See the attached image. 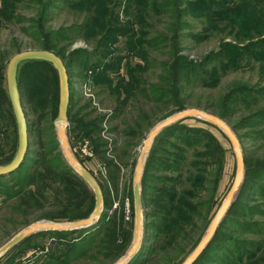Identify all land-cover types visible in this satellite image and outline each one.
<instances>
[{"label":"rangeland","instance_id":"1","mask_svg":"<svg viewBox=\"0 0 264 264\" xmlns=\"http://www.w3.org/2000/svg\"><path fill=\"white\" fill-rule=\"evenodd\" d=\"M48 1L0 0V59L4 57L0 69V162L13 159L18 146L6 86L7 62L17 51L37 49L33 47L42 39L41 33L55 32L52 43L69 65L68 148L98 184L101 213L105 212L109 223L81 243L76 240L77 232L57 238L60 242L46 234L18 241L0 256V264H52L44 254L61 256L68 246L63 240L76 242V251L86 252L70 264H114L133 243L135 166L144 140L158 122L188 108L223 117L238 138L244 170L264 163V137L253 140L250 135L264 131V41L258 43L264 40L259 36L264 30V12L249 0H221L222 5L212 0H55L46 11ZM185 4L187 12L178 14L176 8ZM55 73L54 95L39 93L32 101L20 97L32 153L21 163L25 166L16 181L10 184L12 177L0 179V246L37 223L45 227L79 220L66 216L80 217L86 206L78 192L74 195L77 203H67L66 188L52 178V185H47L50 192L46 191L49 197L44 199L39 194L33 199L24 195L8 198L4 192H16L22 176L32 169L33 173L39 171L38 176H46L48 170L57 173L52 164L57 152L70 165L55 122ZM257 114L260 119L254 118ZM197 119L184 118L181 123L187 128L170 127L143 158L139 186L140 194L145 191L146 204L141 212V242L125 264H181L231 187L236 167L231 143L218 127ZM198 126L204 132L197 130ZM151 156L144 183V168ZM107 162L117 168L108 169ZM171 182L179 183V195L187 192L186 199L195 204L196 213L190 216L191 224L181 227L170 240L169 232L157 231L159 220L144 212L153 209L157 190L173 189ZM248 184L246 180L209 250L211 254L196 264H249L248 255L256 253L253 244L261 241L257 254L263 248L264 192ZM26 186L24 193L32 188ZM246 205L252 209L247 210ZM145 221L151 226L144 227ZM245 222L253 224L241 226ZM257 226L262 234L255 233Z\"/></svg>","mask_w":264,"mask_h":264},{"label":"trees","instance_id":"2","mask_svg":"<svg viewBox=\"0 0 264 264\" xmlns=\"http://www.w3.org/2000/svg\"><path fill=\"white\" fill-rule=\"evenodd\" d=\"M54 1L55 0H49L46 3V11H47V9H49L51 7V4ZM212 1H215V3L218 2L220 5H222L221 0H212ZM249 1L254 2V4L258 7V10L264 12V0H249ZM190 3H194V1L190 2ZM187 7H189V6H187L186 4L183 7H177L176 12L178 14H180L181 12L183 14H185V12H187ZM47 16H48V13H46V18H47ZM38 29H42V26H40ZM55 34H56L55 32L54 33H48V32L41 33L42 39L40 40L39 44H36V46H34L33 48L51 50V51H54L55 54H57L59 57H61L60 53L57 51V49L55 48V46L52 43V41H53L52 38L53 39L56 38ZM259 36H264V30L261 32V34ZM263 41L264 40L260 39V41L258 43H261ZM3 58L0 59V69L2 68L1 64H2ZM64 65H65L66 70H67L69 65L66 63H64ZM17 72H18L17 85H18V91H19L20 97L23 95L26 97L27 100L32 101L33 100L32 97L39 94V93L48 94V92L50 91L51 95L55 94V92H56L55 90H57L56 73H55V69L53 68V66L49 62L42 61V60H27V61H24L21 68H19V70ZM174 76L177 77L176 72H175ZM21 104H22V101H21ZM222 114L224 116V111H222ZM255 116L256 117H254V118L258 117V119H260L258 114ZM221 118H223V117H221ZM197 120L202 121L203 123H205L207 125H210V126L212 125V126L217 128L216 125H214L208 121H204L201 119H197ZM182 121H183V119H181V120L171 124L170 126H167L164 129H162L159 132V134L155 137L154 141L158 142L160 139V136H163V134H165L169 130L170 127H173V126L174 127L175 126L181 127L182 126V128H187L185 124L181 123ZM68 122H69V118H68ZM76 122H79V120H76ZM252 125L255 126L254 124H252ZM196 129L201 131V132H204V130L199 126L196 127ZM187 130H191V129H187ZM253 133L254 134H250L253 137L252 138L253 140H256L257 138H255V137H257V136L264 137V135H263L264 131L263 130L259 131V132H253ZM29 136H30V133H28V129H27V141H28V143H27V150H26L24 161H26L28 155L30 153H32V151H30V148H29L30 147ZM87 136H88V134H87ZM55 149L57 151V148H55ZM155 151H157L156 148H154L152 150V153H154ZM151 158H152V156L149 158V160H148V162L144 168L145 174H143V177H142V180L144 183H147L146 177H147V174L149 173L148 170L151 167V164H150L151 160H152ZM11 160H12V158H7L4 161L0 162V164L5 163V162L9 163V161H11ZM24 163L21 164V166H19L16 170L10 172L7 175H0V179L1 178H7L8 179V178L12 177L13 179L9 182L10 184L12 183V181L13 182L16 181L18 179L16 177V175L21 171L23 166H25ZM52 164H53V168L57 171V173L48 170L46 172V176H48V179L46 178L45 175H39L38 176L39 171L33 173L32 172L33 169H32L31 172H26L22 176V178L19 181L18 186L15 188V190H17L16 192L12 193V192L4 191L5 195H7L8 198H13V197H18L19 195H24L28 199H33V197H39V195H41V197L44 199V197H49V193H47V192H50V191L47 189V185L48 186L52 185V181H50V179L52 178V179L60 182L61 184H63L64 189L66 188L65 190L67 192V199H66L67 203H69V204L77 203L78 196H74V195H77L76 194L77 192H78V194L82 195V198L86 203L84 211L82 212L80 217L69 218L68 216H66V218L72 220V219H76V218L82 219V218L87 217L92 212V210L94 208L93 204L95 202H94L93 192L88 187L87 183L81 178V176L77 172H75L73 170V168L64 161V159L62 158V156L59 152H57L55 154V159L52 161ZM104 164L106 165V167L108 169L117 168V166L115 164L110 163V162H107ZM257 165H259V166H255V167L251 166L250 168H246L244 170V173H245L244 174V180L242 181V183L238 189L236 198L233 200L228 211L223 216L221 222L219 223V225H218L214 235L210 239V241L207 243V245L202 250L200 255L191 264H196L197 262L201 263L202 259L204 257H206V255L211 254V252L209 250H210L211 246L214 245L215 238L217 237V234L220 231V229H222V226H224V222H225L226 218L229 216L230 211L237 204L236 201L239 198L238 197L239 193L242 190V188L244 187L246 180H248L249 186H251V184H252L253 187H257V189L261 193L264 192V163L262 161H260ZM254 179H256L257 181H255ZM163 181H165V180H161V182H163ZM170 181H174V180L171 179ZM144 183H143V186L146 185ZM163 183H166V182H163ZM26 184L29 185L28 187H32V188H29L28 191L26 193H24L23 191H25V189L27 188ZM170 184L172 185L173 189L157 190V198L154 201L153 209L150 210L149 212L145 211L144 213L145 214L149 213L148 215L151 219H155V218L158 219L161 226H159V225L156 226L157 231L163 232V233L169 232V234H166V235L171 240V239H173V237L175 236L176 233L181 232V227H183L184 225H187V224H191L189 219H190V216H192L196 213V206L194 204V206H195V208H194V206L187 201V199H186L188 197L187 192L183 191V193L181 195L178 194L177 185L179 183L176 185V183L171 182ZM77 185L79 187H77ZM253 187H251V188H253ZM0 189H3V188H0ZM144 194H145V191L141 193L142 205L146 204L145 203L146 198H145ZM55 195L58 197L57 194H55ZM57 197L54 199L58 202ZM189 197H194V196H189ZM60 206L63 207L62 202L60 203ZM246 207H247V210H249V211L252 209L248 205H246ZM108 221H109V219L106 218L105 212L104 213L102 212L100 214V219H98L95 223H93L92 225H90L86 228L67 230V231L47 230L44 232H39V233L37 232V233L30 234V235L26 236L25 238L20 240L19 243L27 241L31 237H34L35 235L39 236L41 234H43V235L46 234L50 237V239L60 242V240H57V238L67 237L68 235L73 234L75 232L80 234L78 236L79 239L76 238V240H78L79 243H81L82 241H84L85 239L88 238V235H94L95 231H98L99 229L106 227V225L109 223ZM240 224L243 227H248L249 226L248 224H253V223L252 222H249V223L245 222V224H243V225H242V223H240ZM143 226L144 227H150L151 223L145 221L143 223ZM255 231H257L255 233H258V234L263 233V232L259 231V226H257ZM59 239H61V238H59ZM63 241L67 242L68 246H66L65 250L61 253V256H57L55 254L53 255L51 253L50 254H48V253L44 254V256L49 259L50 263H52V264H62V263L70 264L71 261L75 260L77 257L81 258L84 255V253H86V252L81 251V250L76 251V244H75L76 242H74L72 240L71 241L63 240ZM260 244H261V241L259 243L255 242L253 244V248L256 250V253L254 255L253 254L248 255V260H251V262L249 264H264V254L263 255L261 254V251L264 249V246L261 249V251L259 252V254H257V252L259 251V247L261 246ZM13 247H15V246H13ZM61 259H63V260H61ZM202 264H204V263H202ZM242 264H247V263L244 261V262H242Z\"/></svg>","mask_w":264,"mask_h":264},{"label":"water","instance_id":"3","mask_svg":"<svg viewBox=\"0 0 264 264\" xmlns=\"http://www.w3.org/2000/svg\"><path fill=\"white\" fill-rule=\"evenodd\" d=\"M27 60H42L49 62L53 68L56 70L58 75V112L55 117V122H62L63 127L60 130H57L60 145L62 146L64 154H66L68 149L67 139L65 135V127L68 122L67 110H68V102H69V88H68V77L66 72V67L62 61V59L56 55L51 50L46 49H26L19 51L13 54L6 66V86L8 97L10 100L11 108L14 114L17 132H18V146L13 159L5 164L0 166V175H7L10 172L16 170L21 163L24 161L26 150H27V123L26 117L23 112V108L21 105L20 95L17 87V69L18 65L21 62ZM187 117H195L199 119H203L208 121L214 125H216L227 137L230 141L232 149L236 158V167H235V175L231 187L229 188L224 200L219 206L218 210L214 214L207 230L191 251V253L184 259L181 264H191L202 252L207 243L210 241L212 236L214 235L219 223L221 222L223 216L228 211L231 206L235 195L239 189L243 178L244 172V164H243V156L239 146V141L233 130L223 121L222 118L202 111L200 109L188 108L176 112L165 119L158 122L154 128L151 130L149 135L143 142L141 151L138 155V160L135 166V179L133 183V198H134V218H135V231H134V239L131 247L128 250L129 257L123 263H127L129 259L133 256L136 251V248L140 245L141 242V231H142V203H141V194H140V186L139 181L141 179V171L143 167L142 159L145 157L146 153L150 150L151 144L153 143L157 134L164 129L165 127L175 123L181 119ZM70 152V151H69ZM77 162L76 160H74ZM70 163V162H69ZM70 166L73 168L75 172H77L81 178L87 183L89 187L92 188L95 197V203L93 211L85 218L73 221L69 223L67 226L57 225L56 227H49V230H58V231H67L74 229L86 228L92 225L96 220L97 216L101 213V201L102 195L99 189L98 184L93 179V177L77 162V167L75 168L72 163ZM34 228H27L22 230L12 236L8 241H6L3 245L0 246V256L5 253L11 246L15 243L23 239L24 237L36 232ZM114 264H118L115 262Z\"/></svg>","mask_w":264,"mask_h":264},{"label":"bare ground","instance_id":"4","mask_svg":"<svg viewBox=\"0 0 264 264\" xmlns=\"http://www.w3.org/2000/svg\"><path fill=\"white\" fill-rule=\"evenodd\" d=\"M58 125V126H57ZM56 126H57V130H60L62 127H63V123L62 122H56ZM69 149V148H68ZM65 156H66V158H67V160L70 162V163H72V165L76 168L77 167V162H75L74 160H75V158L72 156V154H71V152H67L66 154H65ZM142 161H143V159H142ZM42 224V223H41ZM54 224V223H53ZM69 224V223H68ZM68 224H59L60 226L61 225H63V226H67ZM50 224H46V226L44 227V226H39V224L37 223V224H34V225H32V226H30L31 228H34L35 230H40L41 228L42 229H48L49 227H56L58 224H54V225H51V226H49ZM30 227H28V228H30ZM128 257H129V253L127 252V254L125 255V257L122 259V260H120V261H118V264H123L127 259H128Z\"/></svg>","mask_w":264,"mask_h":264}]
</instances>
